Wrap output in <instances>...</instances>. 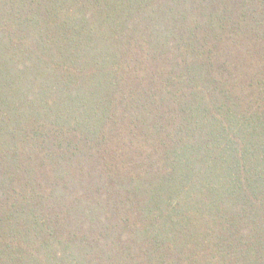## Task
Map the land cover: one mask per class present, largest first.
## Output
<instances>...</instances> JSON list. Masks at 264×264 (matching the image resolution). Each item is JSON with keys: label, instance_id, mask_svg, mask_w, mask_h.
<instances>
[{"label": "trees", "instance_id": "obj_1", "mask_svg": "<svg viewBox=\"0 0 264 264\" xmlns=\"http://www.w3.org/2000/svg\"><path fill=\"white\" fill-rule=\"evenodd\" d=\"M0 264H264V0H0Z\"/></svg>", "mask_w": 264, "mask_h": 264}, {"label": "rangeland", "instance_id": "obj_2", "mask_svg": "<svg viewBox=\"0 0 264 264\" xmlns=\"http://www.w3.org/2000/svg\"><path fill=\"white\" fill-rule=\"evenodd\" d=\"M249 138H251V137H249ZM247 165H251V164L247 161Z\"/></svg>", "mask_w": 264, "mask_h": 264}]
</instances>
